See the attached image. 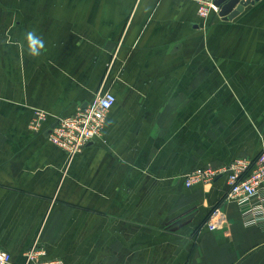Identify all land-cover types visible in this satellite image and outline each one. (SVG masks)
I'll use <instances>...</instances> for the list:
<instances>
[{
    "label": "crops",
    "instance_id": "obj_1",
    "mask_svg": "<svg viewBox=\"0 0 264 264\" xmlns=\"http://www.w3.org/2000/svg\"><path fill=\"white\" fill-rule=\"evenodd\" d=\"M100 90L116 95L103 132L69 156L48 127ZM263 146L264 0L230 20L193 0H0L7 264L36 240L63 264H264V221L225 199L228 176L184 181Z\"/></svg>",
    "mask_w": 264,
    "mask_h": 264
},
{
    "label": "built area",
    "instance_id": "obj_2",
    "mask_svg": "<svg viewBox=\"0 0 264 264\" xmlns=\"http://www.w3.org/2000/svg\"><path fill=\"white\" fill-rule=\"evenodd\" d=\"M193 1L197 4L199 16L206 18L211 12L223 17L221 15L223 7L232 0ZM115 101L116 95L112 91L100 90L92 101L79 105L73 113L57 116L54 120L55 126L51 127L53 122L48 127V130L52 128L47 135L48 138L64 149L69 156H74L101 136L107 113ZM47 117V111L36 110L29 123L30 127L39 130ZM222 175H227L229 182L225 199L239 204L246 224L264 221V146L253 159L239 156L221 168L211 166L194 168L185 174L184 181L187 186L196 183L211 184ZM222 216V209L219 206L214 207L207 220L208 228L216 229V220ZM45 255V248L36 240L26 250L23 264H63L61 258H46ZM10 261V252L0 249V264H7Z\"/></svg>",
    "mask_w": 264,
    "mask_h": 264
},
{
    "label": "water",
    "instance_id": "obj_3",
    "mask_svg": "<svg viewBox=\"0 0 264 264\" xmlns=\"http://www.w3.org/2000/svg\"><path fill=\"white\" fill-rule=\"evenodd\" d=\"M240 0H232L231 2L227 3L224 7L223 10L221 11V15L223 16V18L225 20H230L233 19L234 17H236L240 11H242V9L244 8V6L248 3L253 2V0H248V2L241 0L239 5L235 8L236 4L239 2ZM245 3V5L243 4ZM244 5V6H243ZM56 122H54L51 127L55 126ZM52 129V128H51ZM51 129L48 130V133L51 131Z\"/></svg>",
    "mask_w": 264,
    "mask_h": 264
},
{
    "label": "rangeland",
    "instance_id": "obj_4",
    "mask_svg": "<svg viewBox=\"0 0 264 264\" xmlns=\"http://www.w3.org/2000/svg\"><path fill=\"white\" fill-rule=\"evenodd\" d=\"M244 1L248 2V0H244ZM243 4L245 5V3H243ZM244 5H243V6H244ZM219 17H220V16H219ZM221 18H223V17H221Z\"/></svg>",
    "mask_w": 264,
    "mask_h": 264
}]
</instances>
